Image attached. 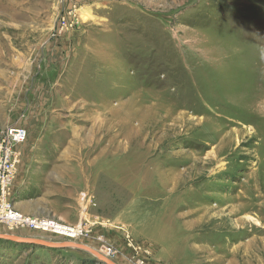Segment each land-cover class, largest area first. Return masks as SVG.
<instances>
[{
  "label": "rangeland",
  "instance_id": "rangeland-1",
  "mask_svg": "<svg viewBox=\"0 0 264 264\" xmlns=\"http://www.w3.org/2000/svg\"><path fill=\"white\" fill-rule=\"evenodd\" d=\"M14 124L12 205L85 218L70 242L115 264H264V0H0V141ZM87 263L0 240V264Z\"/></svg>",
  "mask_w": 264,
  "mask_h": 264
},
{
  "label": "built area",
  "instance_id": "built-area-1",
  "mask_svg": "<svg viewBox=\"0 0 264 264\" xmlns=\"http://www.w3.org/2000/svg\"><path fill=\"white\" fill-rule=\"evenodd\" d=\"M27 135L24 128L14 124L6 128L0 141V225L9 230L26 227L31 230L51 232L59 237L58 233H62L66 235L62 237H65L67 242L78 241L79 238L87 237L88 233L84 225L85 218H80L76 228H67L50 220L25 216L12 205L13 183L16 167L20 161V155L16 153L14 148L25 143ZM99 254L108 259L114 255V252L103 246L100 248Z\"/></svg>",
  "mask_w": 264,
  "mask_h": 264
},
{
  "label": "water",
  "instance_id": "water-1",
  "mask_svg": "<svg viewBox=\"0 0 264 264\" xmlns=\"http://www.w3.org/2000/svg\"><path fill=\"white\" fill-rule=\"evenodd\" d=\"M0 240H5L12 243H19V244H26L32 246H39L45 249H75L84 252H88L92 254L100 263L102 264H115L109 259L103 257L102 255L98 254L97 252L89 249L88 247L80 244H75L72 242L67 243H52L47 242L44 240L39 239H32V238H22L14 235H2L0 234Z\"/></svg>",
  "mask_w": 264,
  "mask_h": 264
},
{
  "label": "bare ground",
  "instance_id": "bare-ground-1",
  "mask_svg": "<svg viewBox=\"0 0 264 264\" xmlns=\"http://www.w3.org/2000/svg\"><path fill=\"white\" fill-rule=\"evenodd\" d=\"M238 114H240V113H238ZM247 118V117H246ZM247 221H249V222H254V219H252V218H250V217H247V219H246ZM245 220V221H246ZM58 235H60V236H66V235H64V234H62V233H58ZM63 238V237H62ZM104 257V256H103Z\"/></svg>",
  "mask_w": 264,
  "mask_h": 264
},
{
  "label": "trees",
  "instance_id": "trees-1",
  "mask_svg": "<svg viewBox=\"0 0 264 264\" xmlns=\"http://www.w3.org/2000/svg\"><path fill=\"white\" fill-rule=\"evenodd\" d=\"M88 264V263H87Z\"/></svg>",
  "mask_w": 264,
  "mask_h": 264
}]
</instances>
